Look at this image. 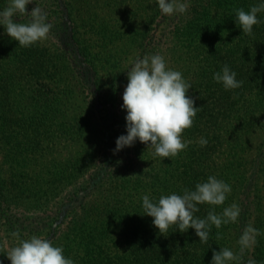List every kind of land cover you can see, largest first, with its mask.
<instances>
[{
  "label": "trees",
  "instance_id": "obj_1",
  "mask_svg": "<svg viewBox=\"0 0 264 264\" xmlns=\"http://www.w3.org/2000/svg\"><path fill=\"white\" fill-rule=\"evenodd\" d=\"M37 3L52 24L50 43L20 46L0 25V261L10 264L15 232L50 239L74 264H209L221 247L239 257L229 264H264V12L252 34L234 16L258 0H189L185 14L172 15L155 0ZM157 52L192 83L186 95L199 108L181 133L187 147L160 158L137 140L114 153L126 133L127 70ZM224 63L238 88L212 79ZM208 175L231 192L221 205L198 204L194 216L232 202L240 213L211 226L206 242L192 227L162 234L141 214L142 195L182 194ZM246 225L260 231L240 252Z\"/></svg>",
  "mask_w": 264,
  "mask_h": 264
},
{
  "label": "clouds",
  "instance_id": "obj_2",
  "mask_svg": "<svg viewBox=\"0 0 264 264\" xmlns=\"http://www.w3.org/2000/svg\"><path fill=\"white\" fill-rule=\"evenodd\" d=\"M32 0H7L6 6L0 8V25L4 31L18 41L23 47H29L47 39L52 24L47 19V12L37 3L29 11L26 5ZM156 6L164 15L185 14L189 0H155ZM264 12V0L250 5L246 11L235 9V23L245 34H252L253 25L260 23L257 13ZM27 14L28 19L20 22L19 17ZM128 82L122 93L121 108L126 110V133H121L115 141L113 152L125 146L133 145L137 140L146 143L153 149V157H175L187 147L181 133L193 124V117L199 107L195 106L192 96L186 95L192 83L183 77L179 70L167 65L165 57L157 52L137 57L127 70ZM237 73L224 63L220 70L212 73V79L225 90L236 89L242 81L236 78ZM198 143L203 146L207 139L201 137ZM231 192V185L215 175H208L203 182H197L194 190L185 188L182 194L171 192L150 198L148 194L141 197L143 213L150 215L152 224L165 234L168 228L185 232L194 228L200 242L208 240L211 226L220 228L222 223L236 222L240 206L236 202L225 206L217 213L210 208L203 218L194 216L198 204L221 205ZM259 229L246 225L238 238L240 252L250 248L254 243V234ZM13 236L17 234L12 233ZM219 236V233H217ZM209 264H229L239 257L232 249L221 247L213 249ZM10 264H74V261L63 254L61 245H54L48 238L33 234L28 239H19V243L6 252ZM3 264V261H0ZM247 264H256L249 260Z\"/></svg>",
  "mask_w": 264,
  "mask_h": 264
},
{
  "label": "rangeland",
  "instance_id": "obj_3",
  "mask_svg": "<svg viewBox=\"0 0 264 264\" xmlns=\"http://www.w3.org/2000/svg\"><path fill=\"white\" fill-rule=\"evenodd\" d=\"M39 1L40 0H37V2H39ZM29 5L30 4H28V7H26V9L30 11L32 8ZM27 19H28V16L26 14V19L23 22L27 21ZM51 41H52L51 40V34H48L47 39L44 40L43 43H45V42L46 43H50ZM122 56H123V63L124 64L127 63V62H130L133 59V53L123 54ZM169 64L171 65L170 67L174 69L175 64H172V62H171V63H168L167 65H169ZM10 240H11L10 241V246H12V247L19 243V240L16 237H14V236H12Z\"/></svg>",
  "mask_w": 264,
  "mask_h": 264
}]
</instances>
